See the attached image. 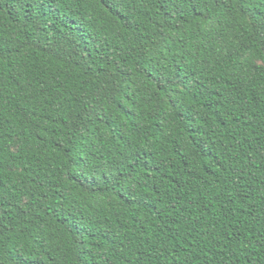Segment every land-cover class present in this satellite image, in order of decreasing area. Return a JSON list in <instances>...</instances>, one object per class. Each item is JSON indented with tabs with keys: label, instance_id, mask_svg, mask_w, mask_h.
Returning <instances> with one entry per match:
<instances>
[{
	"label": "trees",
	"instance_id": "obj_1",
	"mask_svg": "<svg viewBox=\"0 0 264 264\" xmlns=\"http://www.w3.org/2000/svg\"><path fill=\"white\" fill-rule=\"evenodd\" d=\"M0 264H264V0H0Z\"/></svg>",
	"mask_w": 264,
	"mask_h": 264
}]
</instances>
